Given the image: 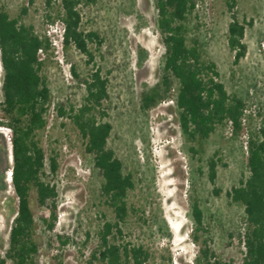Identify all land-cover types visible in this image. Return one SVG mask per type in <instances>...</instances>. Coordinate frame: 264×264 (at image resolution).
<instances>
[{
    "label": "rangeland",
    "instance_id": "rangeland-1",
    "mask_svg": "<svg viewBox=\"0 0 264 264\" xmlns=\"http://www.w3.org/2000/svg\"><path fill=\"white\" fill-rule=\"evenodd\" d=\"M230 0H199L197 17L192 20L191 35L201 43L204 57L214 61L220 80L229 93H235L246 103V123L254 129L264 126V0H236L233 10ZM61 0H0L11 16L28 8L23 20L46 34L53 46L44 69L52 94L48 126L41 133L45 150L46 171L49 157L56 154L59 164L53 182L58 187V217L53 230L43 222L48 206H39L35 191L30 206L35 217V240L38 252L36 264H100L90 260L97 246V231L102 215L114 219L112 209L101 197L103 177L93 156L85 151V140L67 118L56 115L55 105H80L85 87L72 74L74 64L81 76H86L92 64L74 46L65 48L61 33L63 24L54 22ZM81 29L95 30L102 37L95 62L108 80V98L104 120L113 128L109 147L122 161L125 173H131L135 187L129 191L130 215L123 225L127 240L149 249V264H197L200 245L194 242L195 226L191 201L198 198L208 229L203 237H211L223 259L242 256L239 239L244 232V207L233 203L226 191L248 174L247 134H231L230 127L218 130L204 144V150L194 154L179 124V111L173 98H166L156 107L144 111L141 96L155 86L161 75L165 45L157 28L154 0H95L81 5ZM235 13L246 25L243 38L246 54L234 63L235 51L228 45V25ZM95 49L96 44L90 43ZM2 68L0 62V120H4L2 105ZM11 130L0 126V255L9 248V233L18 207L10 172L13 165ZM221 161L217 178L208 177L207 160L214 156ZM49 180L51 177L45 176ZM218 187L219 195L213 192ZM87 233L89 238L87 239ZM70 240L62 244L58 236ZM7 264H12L10 260Z\"/></svg>",
    "mask_w": 264,
    "mask_h": 264
},
{
    "label": "trees",
    "instance_id": "trees-1",
    "mask_svg": "<svg viewBox=\"0 0 264 264\" xmlns=\"http://www.w3.org/2000/svg\"><path fill=\"white\" fill-rule=\"evenodd\" d=\"M32 1V0H30ZM95 0H61L55 15L47 14L54 22L59 18L64 26L65 48L74 46L86 57L92 69L81 76L72 65V74L85 87V96L80 105L64 103L55 105L56 115L67 118L85 140V151L93 156L94 164L103 177L101 197L114 213V219L102 215L97 231V246L90 254L89 262L100 264H149L152 253L141 244L126 239L123 225L131 207L127 196L135 187L133 175L125 173L122 161L109 147L108 140L113 125L104 120L108 115L104 101L108 98V80L95 62L96 50L100 49L102 37L95 30L81 29V5ZM199 0H154L157 9V28L165 45V56L159 82L144 91L141 108L148 111L166 98H173L179 111V124L191 150L199 154L204 144L218 130L230 127L234 136L247 134L248 174L239 183L226 191L233 203L244 207V232L239 239L242 256L223 259L213 245L211 237L201 236L208 232L204 224V211L198 198L191 201L195 223L192 236L200 248L197 264H264V126L254 129L246 123L247 106L243 98L229 93L219 79L216 63L204 57L201 43L192 32V20L197 17ZM51 0H48L50 5ZM233 10L236 0L228 2ZM28 8L11 16L0 5V62L2 68V102L4 120L0 126L11 130L13 165L11 181L18 199V207L9 233V248L5 257L0 255V264H36L38 244L35 240V217L31 210V192L35 191L39 206H48L50 213L43 218L49 230H53L58 217V187L53 178L58 173L56 154L49 157L46 171L45 150L41 133L48 126V113L52 94L44 69L50 58L52 41L40 34L31 23L24 22ZM228 25V45L235 51L234 63L246 54L243 41L246 25L233 12ZM95 43V49L90 47ZM214 156L207 160L208 177L212 183L217 178V166L221 159ZM45 176L51 177L49 180ZM213 192L219 195L221 189ZM202 233V235L199 234ZM62 244L70 238L58 236ZM89 233H87V239ZM59 264H63L60 261Z\"/></svg>",
    "mask_w": 264,
    "mask_h": 264
},
{
    "label": "built area",
    "instance_id": "built-area-1",
    "mask_svg": "<svg viewBox=\"0 0 264 264\" xmlns=\"http://www.w3.org/2000/svg\"><path fill=\"white\" fill-rule=\"evenodd\" d=\"M63 31H64V26H63ZM63 31L61 33V37H62V41H63ZM51 40V39H50ZM52 46H53V42H52ZM247 148V147H246ZM10 177H11V172H10Z\"/></svg>",
    "mask_w": 264,
    "mask_h": 264
}]
</instances>
